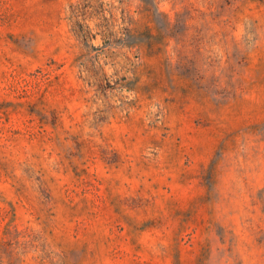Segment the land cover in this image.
<instances>
[{"label":"rangeland","instance_id":"374dc122","mask_svg":"<svg viewBox=\"0 0 264 264\" xmlns=\"http://www.w3.org/2000/svg\"><path fill=\"white\" fill-rule=\"evenodd\" d=\"M0 264H264V0H0Z\"/></svg>","mask_w":264,"mask_h":264}]
</instances>
